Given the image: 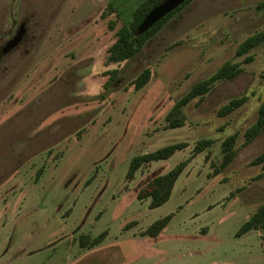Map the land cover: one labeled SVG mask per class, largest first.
Returning a JSON list of instances; mask_svg holds the SVG:
<instances>
[{
    "label": "rangeland",
    "instance_id": "1",
    "mask_svg": "<svg viewBox=\"0 0 264 264\" xmlns=\"http://www.w3.org/2000/svg\"><path fill=\"white\" fill-rule=\"evenodd\" d=\"M142 1L0 0V264H264V228L237 236L264 203L263 169L250 164L264 134L244 146L264 100V46L250 63L236 56L264 28L262 0H192L133 58L110 63L116 31ZM228 60L243 72L189 103L183 127L167 128L176 100ZM145 68L152 77L138 90ZM242 95V108L218 115ZM235 132L238 155L215 173ZM204 138L213 145L169 201L150 208L138 198ZM180 141L189 146L127 180L133 157ZM170 214L157 236L146 233ZM104 232L95 246L81 242Z\"/></svg>",
    "mask_w": 264,
    "mask_h": 264
},
{
    "label": "trees",
    "instance_id": "2",
    "mask_svg": "<svg viewBox=\"0 0 264 264\" xmlns=\"http://www.w3.org/2000/svg\"><path fill=\"white\" fill-rule=\"evenodd\" d=\"M162 0H143L133 11L132 20L128 25H124L116 31V40L108 49V61L110 63H121L123 61L133 58L146 44V42L154 35H156L162 27L172 19L177 13H179L186 5L192 0H187L177 9L169 13L149 31L142 35L136 36L135 32L139 24L147 16L150 10L160 3ZM258 11L264 12V0L260 1L256 5ZM260 46H264V28L254 32L248 36L243 42H241L236 50V56H244V63H250L254 60V56L251 52ZM244 68L241 62L228 60L224 62L210 76L195 83L190 90L184 94L181 98L176 100L175 104L168 112L166 116L167 128L173 129L183 127L186 123V115L184 112L185 107L193 100L202 99L208 94L219 82L232 80L238 77ZM152 70L145 68L133 81V85L136 89L143 88L151 79ZM261 77L264 79V70ZM249 101V96L242 95L240 97L232 98L227 104L223 105L218 110V115L221 117L231 115L237 110L242 108ZM264 134V100L261 102L256 121L246 129L244 133L245 141L244 146L250 145L257 138ZM238 139L239 133L235 132L228 135L222 142L223 160L220 168H216L215 173L228 167L238 155ZM214 140L211 138H204L199 140L194 146V152L178 163L170 171L158 174L150 181H148L138 192V198L141 200L150 198V208H156L165 204L172 196L175 184L181 174L188 167L190 162L197 154L202 153L208 147L212 146ZM189 146L187 142L180 141L173 144L166 145L155 151L136 155L132 158L129 170L126 178L131 181L135 178L138 170L145 164L152 163L154 161L165 160L170 158L176 151L185 149ZM251 165H260L263 169L264 175V150L252 159ZM172 215H168L155 221L147 230L146 233L152 236H157L170 222ZM264 228V203H262L254 214L241 226L237 232V236H242L251 230H257ZM105 232L101 235L91 239L89 236H83L81 242L83 245L95 246L103 240Z\"/></svg>",
    "mask_w": 264,
    "mask_h": 264
},
{
    "label": "water",
    "instance_id": "3",
    "mask_svg": "<svg viewBox=\"0 0 264 264\" xmlns=\"http://www.w3.org/2000/svg\"><path fill=\"white\" fill-rule=\"evenodd\" d=\"M187 0H162L160 3L155 5L143 21L139 24L135 35L139 36L149 31L159 21L166 17L169 13L177 9ZM24 29L9 43V47L15 46L21 39Z\"/></svg>",
    "mask_w": 264,
    "mask_h": 264
},
{
    "label": "flooded vegetation",
    "instance_id": "4",
    "mask_svg": "<svg viewBox=\"0 0 264 264\" xmlns=\"http://www.w3.org/2000/svg\"><path fill=\"white\" fill-rule=\"evenodd\" d=\"M7 43V42H6Z\"/></svg>",
    "mask_w": 264,
    "mask_h": 264
}]
</instances>
